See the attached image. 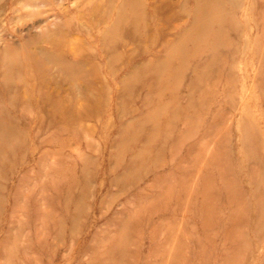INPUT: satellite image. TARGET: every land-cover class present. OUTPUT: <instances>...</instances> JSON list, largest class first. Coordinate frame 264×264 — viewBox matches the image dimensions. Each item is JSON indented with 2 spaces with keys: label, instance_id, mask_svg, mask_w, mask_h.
<instances>
[{
  "label": "rangeland",
  "instance_id": "1",
  "mask_svg": "<svg viewBox=\"0 0 264 264\" xmlns=\"http://www.w3.org/2000/svg\"><path fill=\"white\" fill-rule=\"evenodd\" d=\"M0 264H264V0H0Z\"/></svg>",
  "mask_w": 264,
  "mask_h": 264
},
{
  "label": "bare ground",
  "instance_id": "2",
  "mask_svg": "<svg viewBox=\"0 0 264 264\" xmlns=\"http://www.w3.org/2000/svg\"><path fill=\"white\" fill-rule=\"evenodd\" d=\"M208 7H211L210 5H204V6H202L201 7V10H200V15L202 14H205V11L208 9ZM132 13V16H133V18H136V12L135 11H133V12H131ZM120 15V14H119ZM203 17H204V15H203ZM201 17V18H199L201 21H200V23H199V27L197 28L199 31H202V30H204V28H205V25H207V23L209 22L208 20L206 21L205 19H207L208 17ZM122 14H121V17H119V20L117 21V24H119V22H120V20H122ZM121 23V22H120ZM120 25V24H119Z\"/></svg>",
  "mask_w": 264,
  "mask_h": 264
}]
</instances>
